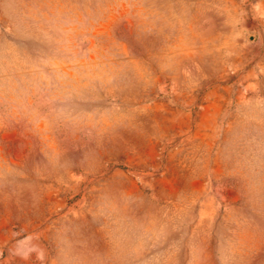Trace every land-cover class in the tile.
Returning <instances> with one entry per match:
<instances>
[{
	"label": "rangeland",
	"instance_id": "rangeland-1",
	"mask_svg": "<svg viewBox=\"0 0 264 264\" xmlns=\"http://www.w3.org/2000/svg\"><path fill=\"white\" fill-rule=\"evenodd\" d=\"M0 264H264V0H0Z\"/></svg>",
	"mask_w": 264,
	"mask_h": 264
}]
</instances>
